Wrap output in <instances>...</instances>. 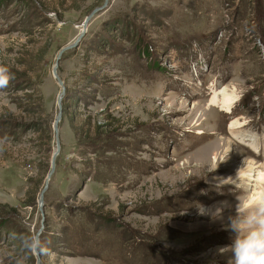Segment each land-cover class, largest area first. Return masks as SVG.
I'll return each instance as SVG.
<instances>
[{
    "label": "rangeland",
    "instance_id": "obj_1",
    "mask_svg": "<svg viewBox=\"0 0 264 264\" xmlns=\"http://www.w3.org/2000/svg\"><path fill=\"white\" fill-rule=\"evenodd\" d=\"M104 1L0 0V264H36L42 226V264H228L252 192L229 178L264 168V0H109L62 53L60 104L57 57ZM232 121L259 153L223 156Z\"/></svg>",
    "mask_w": 264,
    "mask_h": 264
},
{
    "label": "clouds",
    "instance_id": "obj_2",
    "mask_svg": "<svg viewBox=\"0 0 264 264\" xmlns=\"http://www.w3.org/2000/svg\"><path fill=\"white\" fill-rule=\"evenodd\" d=\"M13 79L14 75L8 68L0 66V90L6 89ZM225 159L226 157L218 161L217 166ZM244 178L253 181L256 189L244 202H239L237 205L238 216L231 224L237 235L233 243L221 249V252L233 253L228 264H264V170L253 173L242 172L240 168L235 180ZM24 246L33 254L40 255L47 252L46 247L35 236L26 238Z\"/></svg>",
    "mask_w": 264,
    "mask_h": 264
},
{
    "label": "bare ground",
    "instance_id": "obj_3",
    "mask_svg": "<svg viewBox=\"0 0 264 264\" xmlns=\"http://www.w3.org/2000/svg\"><path fill=\"white\" fill-rule=\"evenodd\" d=\"M221 94H222V98L221 99H219L218 98V95L215 93L214 95H213V97H212V99H211V105H213V106H221V108H222V110H224V111H226V112H229L230 111V109L233 107V103H234V95H233V93H227L225 90H223L222 92H221ZM246 126V122H241V121H232L231 122V124H230V126H229V132H230V135H231V137L228 139L227 138V147H226V150H225V153L223 154V156L226 154V153H228V151L232 148H239L238 146H237V143H239V144H242V145H247V146H249L253 151H255V153H259L260 151H259V146H257L258 144L257 143H249V142H247V140L248 139H253V140H255L256 141V138L254 137V136H252V135H249V133H247L246 131H245V129H242L243 127H245ZM221 139V138H220ZM259 139V138H258ZM218 138L217 137H215L214 139H213V141L210 143L211 145H215V144H217L218 143ZM213 149V148H212ZM216 150V149H215ZM219 150V149H218ZM213 151V150H212ZM217 153L218 152H216V153H213L214 154V160H215V162H217L218 161V158H217ZM205 157V156H204ZM190 160V159H189ZM202 160V159H201ZM188 161V160H187ZM191 161V160H190ZM189 161V162H190ZM255 162H254V160L252 159L251 161H249V164H247V166H244V168H242V172L243 171H251V172H255V171H257V170H264V168H256V166H255ZM208 165H210L209 163H208V159H206V160H203V161H201L200 162V164L199 163H197V166H200V169H202V168H205L206 166H208ZM216 165V164H215ZM196 166V167H197ZM195 167V168H196ZM187 168V167H186ZM194 173V172H193ZM236 177H237V173L233 176V177H231L233 180L232 181H234L235 179H236ZM231 180V179H230ZM208 182L209 183H211V184H215V185H221V186H227V185H229L228 184V181L227 180H219V179H217L216 177H209L208 178ZM235 183L236 182H240V183H244L245 185H246V187H248L251 191H254L255 189H254V187H256L255 186V184H254V182L253 181H251V180H248L247 178H244V179H239V180H235L234 181ZM231 183V182H230ZM250 195V194H249ZM248 195V196H249ZM248 196H245L244 198H242L240 201L241 202H244L246 199H247V197ZM208 213V212H207ZM225 252V251H224Z\"/></svg>",
    "mask_w": 264,
    "mask_h": 264
},
{
    "label": "water",
    "instance_id": "obj_4",
    "mask_svg": "<svg viewBox=\"0 0 264 264\" xmlns=\"http://www.w3.org/2000/svg\"><path fill=\"white\" fill-rule=\"evenodd\" d=\"M108 2L109 0H105L104 3L102 4V6L100 7H97V8H94L91 13L89 15H87L84 23H83V30L81 31V33L78 35V37L76 38V40L68 45H66L63 50L59 53L58 57H57V60H56V64L54 66V70H53V74L54 76L56 77V79L58 80L59 84L62 86V92L61 94L59 95V103L61 104V101L62 99L64 98V96L66 95V86L64 85V81L60 78L59 74H58V67H59V64H60V61L62 59V53L63 51H66V50H69L71 48H74L76 47L80 41L82 40L83 36L85 35L86 33V27L90 21V19L101 9L105 8L107 5H108ZM61 115H62V109L60 110L57 118H56V123H55V131L56 133H58V122L60 121L61 119ZM57 148L58 150L60 149V141L57 140ZM58 150L54 153L53 157H52V167H51V170L50 172L48 173V176L46 178V182H45V187L44 189L42 190V192L40 193V196H39V208L40 210L43 212V205H44V192L45 190L47 189L48 185H49V181H50V178L55 170V167H56V155L58 153ZM42 229H43V226L41 227L39 233L36 235V238L38 240H40V234L42 232ZM36 264H42L41 262V258L40 256L38 255L37 257V261H36Z\"/></svg>",
    "mask_w": 264,
    "mask_h": 264
}]
</instances>
